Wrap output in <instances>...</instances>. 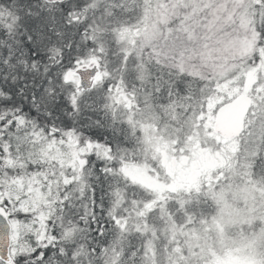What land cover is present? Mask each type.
<instances>
[{
  "label": "snow or ice",
  "instance_id": "snow-or-ice-1",
  "mask_svg": "<svg viewBox=\"0 0 264 264\" xmlns=\"http://www.w3.org/2000/svg\"><path fill=\"white\" fill-rule=\"evenodd\" d=\"M0 264H264V0H0Z\"/></svg>",
  "mask_w": 264,
  "mask_h": 264
}]
</instances>
